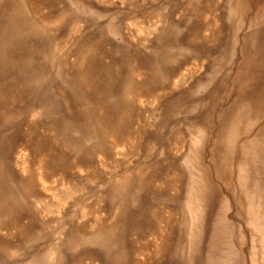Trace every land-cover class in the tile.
I'll return each instance as SVG.
<instances>
[{
	"label": "rangeland",
	"instance_id": "rangeland-1",
	"mask_svg": "<svg viewBox=\"0 0 264 264\" xmlns=\"http://www.w3.org/2000/svg\"><path fill=\"white\" fill-rule=\"evenodd\" d=\"M0 264H264V0H0Z\"/></svg>",
	"mask_w": 264,
	"mask_h": 264
}]
</instances>
